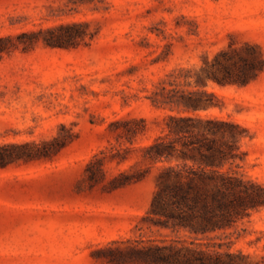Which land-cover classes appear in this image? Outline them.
<instances>
[{
	"label": "rangeland",
	"instance_id": "rangeland-1",
	"mask_svg": "<svg viewBox=\"0 0 264 264\" xmlns=\"http://www.w3.org/2000/svg\"><path fill=\"white\" fill-rule=\"evenodd\" d=\"M68 22L89 23L75 45L40 41L0 54V144L65 135L61 124L76 135L51 156L0 166V264H109L98 249L112 241L189 237L147 218L158 166L110 188L120 171L145 166L141 151L121 163L107 159V177L94 185L88 162L101 149L131 145L111 130L118 118L146 117L134 145L152 141L177 111L149 96L181 69H198L229 44L251 43L264 54V0H0V36ZM208 89L220 107L202 114L249 129L234 169L264 184V71L246 85ZM228 232L233 251L264 264V206Z\"/></svg>",
	"mask_w": 264,
	"mask_h": 264
},
{
	"label": "trees",
	"instance_id": "trees-1",
	"mask_svg": "<svg viewBox=\"0 0 264 264\" xmlns=\"http://www.w3.org/2000/svg\"><path fill=\"white\" fill-rule=\"evenodd\" d=\"M88 25L68 22L0 36V54L18 48L28 51L40 41L53 47H70L86 37L83 28ZM263 71L264 54L257 45L229 44L213 57L206 56L198 69H181L170 81V87L162 86L149 96L155 106L177 111L164 117L161 132L152 141L134 145L136 138L148 128L146 117H122L111 123L118 142L131 145H112L95 153L87 165L90 184L106 179L107 159L118 158L121 163L132 151H141L140 161L145 166L120 171L109 180L110 188L143 180L158 166L147 218L172 232H185L189 237L112 241L98 249L104 261L248 264L247 255L232 250V232L228 230L264 206V184L234 169L245 159L241 141L249 135V129L231 118L201 112L220 107L221 98L208 89L211 82L221 86L246 85ZM179 77H183L182 82L177 80ZM61 129L67 133L52 139L0 144V166L48 157L60 151L76 137L65 124H61Z\"/></svg>",
	"mask_w": 264,
	"mask_h": 264
}]
</instances>
